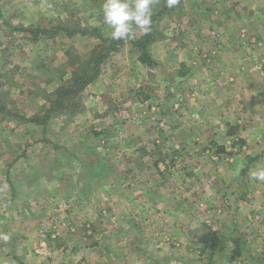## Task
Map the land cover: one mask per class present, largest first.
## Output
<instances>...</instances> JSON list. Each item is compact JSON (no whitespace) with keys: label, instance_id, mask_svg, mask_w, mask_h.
Masks as SVG:
<instances>
[{"label":"rangeland","instance_id":"obj_1","mask_svg":"<svg viewBox=\"0 0 264 264\" xmlns=\"http://www.w3.org/2000/svg\"><path fill=\"white\" fill-rule=\"evenodd\" d=\"M102 2L0 0V172L38 189L29 206L4 190L0 249L25 236L40 257L14 264H264V182L250 178L264 166V0H159L155 64L124 41L72 116L21 119L89 68L94 29L110 37Z\"/></svg>","mask_w":264,"mask_h":264},{"label":"trees","instance_id":"obj_2","mask_svg":"<svg viewBox=\"0 0 264 264\" xmlns=\"http://www.w3.org/2000/svg\"><path fill=\"white\" fill-rule=\"evenodd\" d=\"M167 6L165 3V6L161 12L167 11ZM159 13V12H158ZM157 15V13H156ZM153 20H155V14L153 15ZM155 23L152 24V27ZM60 28V27H58ZM153 29V28H152ZM78 30L72 29L67 30L68 34H73ZM80 32L87 33L86 30H79ZM95 34L98 38L101 39L103 42V47L100 48V50L93 51L94 55L89 58L87 61L89 63V68L86 66L82 67L81 69L78 68L77 70H74L72 72L71 81H69L65 86L62 85V87H59L57 90L53 91L51 93L52 99L50 100V105L46 107L45 109L41 108V111L43 113L39 115H33L32 117H24L21 116V119L27 122H33L35 125H44L48 119H50L52 116H55L56 114H60L61 112L67 113L68 115L73 114L74 110L71 111L72 107L71 105L75 104V96L79 94L83 89L88 85L90 82H92L100 73V64L103 62L104 58L109 55V52L115 51L124 43V41H113L110 37H103V35L98 32V29H94ZM33 34H37L40 32V29L31 30L30 31ZM153 40V31L148 35H143L142 37L135 38L132 41H129L134 49L139 51L138 59L141 63L144 64H155L156 62L151 58L148 46L149 43ZM109 42L110 44L105 45L106 42ZM73 61L75 63H79L77 60ZM93 62V64L90 66V63ZM50 96V95H48ZM49 98V97H47ZM3 111L4 109L1 107L0 109ZM17 116V113H10L9 115ZM20 117V116H17ZM18 264H21L20 261L17 262Z\"/></svg>","mask_w":264,"mask_h":264},{"label":"clouds","instance_id":"obj_3","mask_svg":"<svg viewBox=\"0 0 264 264\" xmlns=\"http://www.w3.org/2000/svg\"><path fill=\"white\" fill-rule=\"evenodd\" d=\"M159 0H103L101 13L103 23L111 30L113 41H132L137 30L148 35L152 30L153 6ZM166 6L172 8L177 0H165ZM250 178L264 182V166L250 170ZM3 238L8 239L7 235Z\"/></svg>","mask_w":264,"mask_h":264},{"label":"crops","instance_id":"obj_4","mask_svg":"<svg viewBox=\"0 0 264 264\" xmlns=\"http://www.w3.org/2000/svg\"><path fill=\"white\" fill-rule=\"evenodd\" d=\"M261 159L264 160V152L260 155ZM17 161L19 162V164H22L24 162L25 165L31 167L33 166V162L32 159H27L25 161L22 160H16L14 159L12 161V165H16ZM1 171V170H0ZM19 185V179L17 177H15V173L12 174H6V173H1L0 172V198L3 197L2 195L4 194V190L7 189L10 192V195L8 197L5 198L4 203H11L14 202L15 199H18V202L21 201L22 205H28L29 206V202L30 199H34V195L33 193L37 192V188H31L29 187V194L26 193H21L20 189L18 188ZM19 194V195H18ZM6 207L4 205H0V215L1 214H6ZM21 226L23 227L22 223H20ZM27 237L22 236V239H20L18 237V240L15 243H5L2 248L0 249V264H14V257H20L22 260H26L27 258H33V260H37V257H40L38 255H36L35 253L33 254H29V247H34L37 245V243H33V240L26 239ZM14 244V245H13ZM2 245V244H1ZM9 246H14L13 250L16 251L15 253L12 251H10L8 254L5 251V246L8 247ZM17 249V250H15ZM15 255V256H14Z\"/></svg>","mask_w":264,"mask_h":264}]
</instances>
